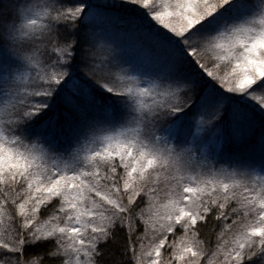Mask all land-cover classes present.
<instances>
[{"label":"snow or ice","instance_id":"6c2138e0","mask_svg":"<svg viewBox=\"0 0 264 264\" xmlns=\"http://www.w3.org/2000/svg\"><path fill=\"white\" fill-rule=\"evenodd\" d=\"M0 264H264V0L0 4Z\"/></svg>","mask_w":264,"mask_h":264},{"label":"rangeland","instance_id":"374dc122","mask_svg":"<svg viewBox=\"0 0 264 264\" xmlns=\"http://www.w3.org/2000/svg\"><path fill=\"white\" fill-rule=\"evenodd\" d=\"M258 0H253V3H257ZM114 39H116L117 41L120 40V37H115L113 36ZM127 52L129 56H133L136 55L134 49L132 48V46H128L127 48ZM190 126H191V131L194 135H200L201 134V129L204 127L201 123H200V117H194L191 122H190ZM191 138V137H189ZM229 147H232L233 150H235V146L234 145H230Z\"/></svg>","mask_w":264,"mask_h":264},{"label":"trees","instance_id":"16d2710c","mask_svg":"<svg viewBox=\"0 0 264 264\" xmlns=\"http://www.w3.org/2000/svg\"><path fill=\"white\" fill-rule=\"evenodd\" d=\"M6 2H7V0H0V4L6 3ZM124 11L125 12H131L132 11L131 6H129L128 8H126ZM115 37H119V36H115ZM133 56H135V55H133ZM93 87H95V86L93 85ZM116 258H118V256Z\"/></svg>","mask_w":264,"mask_h":264},{"label":"clouds","instance_id":"9594fccd","mask_svg":"<svg viewBox=\"0 0 264 264\" xmlns=\"http://www.w3.org/2000/svg\"><path fill=\"white\" fill-rule=\"evenodd\" d=\"M24 43V41L23 40H21V41H18V45H20V44H23Z\"/></svg>","mask_w":264,"mask_h":264}]
</instances>
